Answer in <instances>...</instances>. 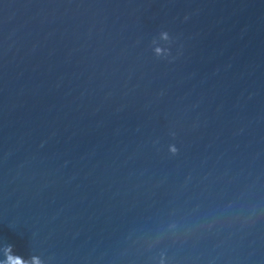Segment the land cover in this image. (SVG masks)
I'll return each mask as SVG.
<instances>
[{
	"label": "water",
	"instance_id": "1",
	"mask_svg": "<svg viewBox=\"0 0 264 264\" xmlns=\"http://www.w3.org/2000/svg\"><path fill=\"white\" fill-rule=\"evenodd\" d=\"M0 264H264V0H0Z\"/></svg>",
	"mask_w": 264,
	"mask_h": 264
},
{
	"label": "clouds",
	"instance_id": "2",
	"mask_svg": "<svg viewBox=\"0 0 264 264\" xmlns=\"http://www.w3.org/2000/svg\"><path fill=\"white\" fill-rule=\"evenodd\" d=\"M177 151H178V150H177L175 147L172 148V152H173L174 154H175Z\"/></svg>",
	"mask_w": 264,
	"mask_h": 264
}]
</instances>
